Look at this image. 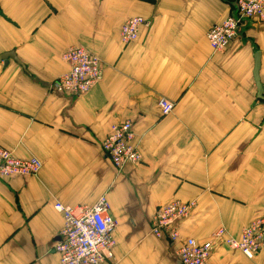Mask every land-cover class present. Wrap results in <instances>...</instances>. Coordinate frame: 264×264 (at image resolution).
<instances>
[{
  "label": "crops",
  "instance_id": "obj_1",
  "mask_svg": "<svg viewBox=\"0 0 264 264\" xmlns=\"http://www.w3.org/2000/svg\"><path fill=\"white\" fill-rule=\"evenodd\" d=\"M235 0H0V146L36 158L35 177L0 178V264H59L63 226L53 205L92 206L105 196L117 225L104 264H180L179 242L233 239L264 220V26L247 21L213 52L206 33L233 14ZM149 22L122 44V24ZM81 46L102 78L79 97L49 92L68 71L63 53ZM173 104L162 116L159 101ZM130 122L141 162L114 168L101 144ZM195 202L177 222L179 242L150 233L162 206ZM264 240V239H263ZM208 264H264L220 241Z\"/></svg>",
  "mask_w": 264,
  "mask_h": 264
},
{
  "label": "built area",
  "instance_id": "obj_2",
  "mask_svg": "<svg viewBox=\"0 0 264 264\" xmlns=\"http://www.w3.org/2000/svg\"><path fill=\"white\" fill-rule=\"evenodd\" d=\"M253 21L264 26V0H235L233 14L221 23L213 25L206 33V40L213 52H222L234 42L244 22ZM149 25L143 18L126 20L120 28V41L130 44L136 41L141 27ZM68 71L56 78L49 92L79 97L95 86L102 78L100 60L81 46L69 48L62 55ZM162 116H168L173 104L165 99L159 101ZM103 154L114 168L122 170L125 165L141 162V154L134 143L130 122L113 125L101 144ZM42 168L36 158L18 159L0 146V178L13 176L35 177ZM195 202L172 201L157 210L150 221V233L155 238L166 237L175 245L179 242L178 221L189 216ZM54 210L62 215L63 226L53 251L59 264H104L113 258L116 221L109 214L105 196L92 206L70 207L55 202ZM264 220L252 221L241 231L239 239L230 237L224 228L212 232L204 242L194 239L180 241L175 255L180 264H208L212 251L222 241L226 247L251 260L264 247Z\"/></svg>",
  "mask_w": 264,
  "mask_h": 264
},
{
  "label": "water",
  "instance_id": "obj_3",
  "mask_svg": "<svg viewBox=\"0 0 264 264\" xmlns=\"http://www.w3.org/2000/svg\"><path fill=\"white\" fill-rule=\"evenodd\" d=\"M259 57H260L259 54H256L253 75H254V80H255V83H256V87H257V98L259 100L264 101L263 87L260 85L259 78H258L259 62H260L259 61ZM8 59L14 60V61L19 63V61L14 56V54L11 53V52L0 55V62H4V64H6Z\"/></svg>",
  "mask_w": 264,
  "mask_h": 264
}]
</instances>
